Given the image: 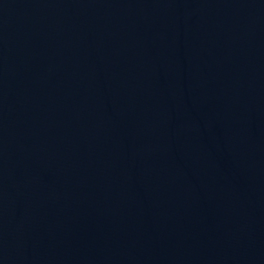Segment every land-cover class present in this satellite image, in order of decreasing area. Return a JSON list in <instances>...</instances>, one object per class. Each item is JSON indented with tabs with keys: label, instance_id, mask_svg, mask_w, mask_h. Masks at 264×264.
Returning a JSON list of instances; mask_svg holds the SVG:
<instances>
[{
	"label": "water",
	"instance_id": "95a60500",
	"mask_svg": "<svg viewBox=\"0 0 264 264\" xmlns=\"http://www.w3.org/2000/svg\"><path fill=\"white\" fill-rule=\"evenodd\" d=\"M0 264H264V0H0Z\"/></svg>",
	"mask_w": 264,
	"mask_h": 264
}]
</instances>
